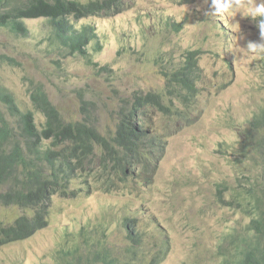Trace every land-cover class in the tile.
<instances>
[{
  "label": "rangeland",
  "instance_id": "374dc122",
  "mask_svg": "<svg viewBox=\"0 0 264 264\" xmlns=\"http://www.w3.org/2000/svg\"><path fill=\"white\" fill-rule=\"evenodd\" d=\"M123 3L124 11L112 17L72 20L73 29L93 27L91 34H97L82 55L57 50L48 19L26 20L25 35L0 27V88L20 112L0 100L1 116L16 126L15 118L30 111L41 130L44 117L28 99L34 83L66 122H81L80 102L90 103L94 125L103 136H112L125 104L162 93L166 79L161 72L178 65L185 52L198 50L195 112L185 119L193 122L186 127L176 115L149 111L146 140L158 144L149 153L143 137L141 144L136 141L146 158L137 154L131 161L122 177L125 184L108 167V176L98 175L97 183L86 175L103 168L99 149L85 160L88 166L83 159L64 176L67 168L60 167L56 152L68 156L73 143L61 149L41 139L39 152H54L55 164L40 153L34 163L46 180L53 171L57 182L64 179L38 202V208L44 205L46 225L26 240L0 246V264H60L64 253L72 262L75 250L81 261L93 252L113 264H221L229 248L223 243L249 221L227 206L264 169V160H253L244 145L253 143L251 136H242L264 109V50L249 49V44L264 47V16L253 17L245 7L264 0H241V7L233 0L227 12L217 11L216 3L223 0ZM169 23L182 29L175 32L166 27ZM12 141L21 145L18 131L12 132ZM8 185L0 186L1 194ZM35 210L0 203V227L12 226L18 217L31 218ZM137 233L135 245L129 235Z\"/></svg>",
  "mask_w": 264,
  "mask_h": 264
},
{
  "label": "trees",
  "instance_id": "16d2710c",
  "mask_svg": "<svg viewBox=\"0 0 264 264\" xmlns=\"http://www.w3.org/2000/svg\"><path fill=\"white\" fill-rule=\"evenodd\" d=\"M123 2L124 0H88L86 3L76 0H12L11 2L10 0H0V27L9 28L18 35H25L27 29L24 22L26 20L48 19L49 37L51 41H54L57 50L67 55L74 53L82 55L84 49L90 42L95 40L97 34H91L93 27L83 26L79 30L73 29L72 20L78 21L84 17L94 15L99 19L112 17L124 11ZM166 25L167 28H171L175 32L182 29L180 24L169 23ZM83 34L86 37L81 36ZM196 57V51L187 52L178 65L161 72L166 79L162 93H147L142 98L136 96L132 99L130 105L125 104L126 108L124 110L126 112L118 118L114 129L115 134L112 137L119 141H112L110 138L109 141L98 131L93 123V110L90 103L80 102V114L84 112L85 115L82 116L81 122H66L58 110L48 101L43 89L40 87L41 85L31 83V89L28 90V99L44 117V124L42 129L39 130L35 124L33 113L27 111L15 118L17 120L15 122L16 126H13L0 113V186H6L8 180L14 179L8 185V191L0 193V203L5 205H8V203L9 205L14 204L22 210L29 207H34L36 210L31 218L18 217L12 226L0 227V246L26 240L46 225L44 205L38 208V202L45 201L48 198L50 194V191L48 192L49 187H56L64 179V176L69 175L73 165L80 164L84 159L82 164L88 166L85 160L96 149L101 151V162H103V166H101L103 168L99 167L93 171L88 170L86 175H92L91 181L94 180V183H97L98 175L108 176L104 173V168L108 167L114 172V178L118 177L120 183L125 184L122 176H126V170L129 168L131 161L137 159V154L146 158L145 153L136 146V141L141 144L143 137L148 152L152 149L150 145L154 147L157 145H153L146 140L145 126L143 128L141 125L138 126L140 123V120L136 119L138 114L142 112L141 110L146 112L151 110L159 115H176L178 118L185 120L187 117L183 116L179 103H188L194 97L195 85L198 79ZM167 94H170L172 98L166 101L165 106H162L163 108L159 107L157 102L159 99L163 100V97ZM0 100L10 106L17 114H20L17 109L18 106L12 101L10 95L1 88ZM173 103L178 104V107H173ZM256 116L248 122L247 132L242 136L244 138L246 135L247 137L251 136L253 143L244 145L254 153L253 160L257 158L264 160V136L258 134L264 133V109L260 112V116ZM251 128L252 132H250ZM14 131L19 132L21 138V145L19 146L12 141V132ZM43 138L48 140L55 148L61 147V149H64L65 146L68 149L65 145L68 142L74 145L73 151L69 150L68 156H66V152H56L58 158H60V167L65 166L67 168V172L63 177H59L58 182V175L54 171L50 179L46 180L47 177L42 169L34 163V159L40 153L39 142ZM39 155L46 157L50 165L54 166V152L47 153L43 151ZM70 160L73 161V164ZM147 163L145 161V165ZM82 164L80 165L82 166ZM72 173L76 175L77 172L72 171ZM263 176L264 169H262L260 178H254L244 194H237L234 200L228 202L227 207L237 208L242 214L248 215L249 221L239 233L234 232L226 239L225 244L229 246L227 251H231V257L227 254L224 257L226 258L225 261L221 264H264V243H262V241L264 242ZM80 180L81 185H84L82 174ZM112 185L114 183L110 186ZM251 209H254L256 214H253ZM42 212L44 216H42ZM126 221L128 222V220ZM128 232L130 233V231ZM129 239L137 245L138 233L133 236L129 235ZM75 253L72 262L69 261L68 255L64 253L63 256L59 257L60 264H113L112 260L106 257L102 258L100 253L91 252L88 256H85L84 261H81L82 255H77L76 250ZM62 259H64L63 262Z\"/></svg>",
  "mask_w": 264,
  "mask_h": 264
},
{
  "label": "bare ground",
  "instance_id": "6f19581e",
  "mask_svg": "<svg viewBox=\"0 0 264 264\" xmlns=\"http://www.w3.org/2000/svg\"><path fill=\"white\" fill-rule=\"evenodd\" d=\"M181 27V26H180ZM196 52H197V57H196V66H197V60H198V56L200 55V51H198V50H195ZM188 52V51H187ZM187 52H185V55H186V53ZM190 52H193V51H190ZM184 55V56H185ZM187 63V62H186ZM159 64V63H158ZM198 67V66H197ZM161 75H162V77L165 79V77H164V75L161 73ZM179 82V81H178ZM164 87H165V85H164ZM157 94H160V93H157ZM196 96H197V90H196V85H195V93H194V97H193V99H191L188 103H185V102H183L182 104H180L179 103V106H180V109L183 111V116H190V117H194V112H195V102H196ZM142 98V97H141ZM172 98V96L170 95V94H167V95H165L164 97H163V100H160L159 99V101L157 102V105L159 106V107H164L165 106V104H166V101L167 100H169V99H171ZM189 100V99H188ZM150 107H151V105H150ZM153 107V106H152ZM162 107V108H163ZM263 107V106H262ZM262 107H261V109H262ZM168 110H170V109H168ZM142 112L141 113H139L143 118H141L140 119V123L138 124V126H142V128L146 125V123L148 122L147 120H148V116H147V114L149 113V111H151V110H147V112L146 111H143V110H141ZM147 116V117H146ZM258 116H260V114H257V116L256 117H258ZM177 117V116H176ZM191 118V119H192ZM255 118V117H254ZM136 119H138V117L136 118ZM191 119H188V120H184V121H182V123L181 124H185V125H187L186 127H189V125L191 126V124H192V122L193 121H189V120H191ZM172 121V120H171ZM186 121V122H185ZM180 124V125H181ZM251 132H252V128H251ZM254 133H256V132H254ZM115 134V130L113 131V134H112V136L111 137H113V135ZM146 134H147V132H146ZM258 134H261L262 136H264V133H258ZM104 137H106V136H104ZM107 139V138H106ZM107 140H109L110 141V139H107ZM154 142V143H153ZM150 143H152L153 145L154 144H156V140L155 139H153V141H151ZM158 144V143H157ZM123 147V146H122ZM150 147L151 148H153L154 149V146H152V145H150ZM142 153V152H141ZM150 164H151V161H150ZM130 171L127 169L126 170V174L127 173H129ZM122 177H124V176H122ZM264 177V176H263ZM263 181V180H262ZM258 188V187H257ZM258 199H259V197H258ZM263 204V203H262ZM262 206H264V204L262 205ZM264 209V208H263ZM262 210V209H261ZM260 210V211H261ZM251 212L253 213V214H256V212H255V210L254 209H251ZM252 217H254V216H252ZM252 219V218H251ZM255 219V218H254ZM259 219V218H258ZM260 220V219H259ZM252 221V220H251ZM256 221H257V219H256ZM255 221V222H256ZM259 222V221H258ZM253 232V231H252ZM250 235H252V234H250ZM257 237H258V235H257ZM261 239V238H260ZM259 239V240H260ZM263 240V239H262ZM261 241V240H260ZM262 243H264L263 241H262ZM223 244H225V242L223 243ZM261 247V246H260ZM227 255V254H226ZM226 255H224V257L226 256ZM228 256L229 257H231V251H228ZM225 259L226 258H223V262L225 261ZM222 262V263H223Z\"/></svg>",
  "mask_w": 264,
  "mask_h": 264
},
{
  "label": "clouds",
  "instance_id": "9594fccd",
  "mask_svg": "<svg viewBox=\"0 0 264 264\" xmlns=\"http://www.w3.org/2000/svg\"><path fill=\"white\" fill-rule=\"evenodd\" d=\"M216 2V0H214V3ZM232 3L233 0H223V3H216V7H217V11H229V9L232 8ZM235 4L238 7L243 6L241 4V0H235ZM245 12L248 14H251L253 17L255 16H264V3H261L260 5L252 8V7H245ZM262 28H264V24L261 25ZM259 48V50H264V47H257L255 45L249 44V49L253 52L257 51Z\"/></svg>",
  "mask_w": 264,
  "mask_h": 264
}]
</instances>
